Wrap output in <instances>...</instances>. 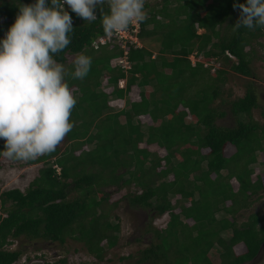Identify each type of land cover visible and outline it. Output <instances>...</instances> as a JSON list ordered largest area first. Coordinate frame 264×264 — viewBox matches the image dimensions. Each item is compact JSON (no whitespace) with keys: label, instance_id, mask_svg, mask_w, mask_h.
I'll list each match as a JSON object with an SVG mask.
<instances>
[{"label":"trees","instance_id":"obj_1","mask_svg":"<svg viewBox=\"0 0 264 264\" xmlns=\"http://www.w3.org/2000/svg\"><path fill=\"white\" fill-rule=\"evenodd\" d=\"M32 2L0 0V38L20 6ZM234 3L146 0L147 19L138 31L134 24L128 28L137 41L113 37L106 43L97 42L110 35L102 28L99 9L98 19L87 22L65 5L74 32L56 59L71 70L75 56L86 54L92 58L91 71L83 80L66 76L77 104L67 135L72 144L64 153L57 148L32 160L0 154V172L20 163L43 164L26 190L0 194V264L21 260L24 249L10 247L23 237L79 241L104 261V244L114 246L120 230L109 212L119 201L111 202L112 194L101 188L106 184L130 187L124 198L134 208L170 216L156 230L158 250L148 249L146 258L161 250L166 264H243L258 254L264 213L238 219L264 191V172L257 175L252 167L261 155L264 169V122L254 115L261 106L259 90L251 82L244 96L226 99L225 94H233L228 87L232 71L256 76L253 62L256 47L264 45V28L235 29L239 11ZM217 62L222 68H215ZM112 98L127 100V107L114 110ZM230 112L238 124L220 125ZM228 146L235 150L230 156Z\"/></svg>","mask_w":264,"mask_h":264},{"label":"clouds","instance_id":"obj_2","mask_svg":"<svg viewBox=\"0 0 264 264\" xmlns=\"http://www.w3.org/2000/svg\"><path fill=\"white\" fill-rule=\"evenodd\" d=\"M146 0H33L22 4L14 23L0 38V154L14 160H32L56 151L72 131L77 98L66 76L85 79L92 58L78 54L72 69L56 56L71 43L73 17L94 22L103 15L105 33L127 30L147 19ZM107 6V12L104 6ZM239 11L235 29L264 28V0H235ZM129 40V39H126ZM229 52V51H228ZM125 80L121 81L124 87ZM60 168V167H59Z\"/></svg>","mask_w":264,"mask_h":264},{"label":"rangeland","instance_id":"obj_3","mask_svg":"<svg viewBox=\"0 0 264 264\" xmlns=\"http://www.w3.org/2000/svg\"><path fill=\"white\" fill-rule=\"evenodd\" d=\"M159 2V0H156ZM161 2V1H160ZM125 35L127 34L126 31ZM200 33L205 32V29H201ZM133 38L129 34H127L126 39ZM261 42L264 44V37L261 38ZM250 49V48H248ZM257 55L253 62V68L255 71V77H245L241 74H237L235 72H231L229 75V83L228 87L232 88V95L225 94L226 99H234L238 96H244L247 88L246 85L248 83L253 82L254 86L258 88L260 95V108L255 110V118L260 122H264L263 119V111H264V45H258L256 47ZM192 61L196 62V57L191 56ZM213 65L212 63H208V65ZM215 68H222V63L217 62L214 63ZM216 69H214L215 71ZM135 96V95H134ZM133 96V97H134ZM232 96V97H231ZM127 100H116L111 99V103L114 107V110H121L127 107ZM221 103V100L218 102ZM220 125H230L236 126L238 122L232 115V113H228V115L218 122ZM72 144V141L66 136L63 141L58 145L57 148L60 150V154L64 153L69 146ZM233 147L227 148V155L230 156L234 153ZM165 154V151L163 152ZM262 156L260 155V159L257 163L252 165V167L258 173L264 172L263 166L261 165ZM43 167V164H18L16 168H10L7 170H3L0 172V194L2 191L7 189H12L19 187L22 190H26L28 185L35 179L36 176L39 175L40 169ZM126 168L119 169L118 173L124 172ZM257 176H255L256 178ZM234 182V187L237 189L239 184L236 180ZM102 190L109 192L112 194L111 202L119 201V204L114 208L110 209L111 213V221L114 224L120 225L119 232L116 233L118 240L115 246L112 247L111 250L107 251L106 257H110L114 264H119V258L124 254H129L130 252H136L141 248H144L146 245H149V241L152 240V236L156 243L159 242L157 239L156 230L159 228L162 229L167 225V222L170 220V216L160 215L155 210L151 209H142V208H134L128 199L124 198V195L131 191V188H124L121 190L119 186L116 184H106L103 185ZM76 192L72 193V197L76 196ZM263 195L261 199L254 202L253 206L250 210L243 211L240 213L239 222L245 221L248 219L252 212L261 211L264 213V191L261 192ZM174 199V198H173ZM172 199V200H173ZM1 212V211H0ZM167 215V216H166ZM223 216V213L219 214V218ZM154 234V235H153ZM226 237H229V233H225ZM140 237H143L140 240ZM105 248H110V246L105 243ZM12 250L24 249V254L20 261L16 264H32L31 260H35L37 257L41 258L39 260H46V262H50V264H60L61 257L59 255H54V252L66 251L65 260L70 262V264H83V263H96L99 261L95 260L94 254H91L84 243L69 239L65 244H58L57 242L54 244L46 245L43 240H30L25 237L15 241L11 247ZM214 258H219L218 255L213 256ZM100 264V263H99Z\"/></svg>","mask_w":264,"mask_h":264},{"label":"flooded vegetation","instance_id":"obj_4","mask_svg":"<svg viewBox=\"0 0 264 264\" xmlns=\"http://www.w3.org/2000/svg\"><path fill=\"white\" fill-rule=\"evenodd\" d=\"M155 233L157 235V232H155ZM154 237L155 236H152V240L149 241V243H148L149 245H146L144 248H141L140 250H137L136 252H130L129 254H125V255L123 254L119 258L120 259L119 260L120 261L119 264H166V263H168V261L164 257L165 255L162 253L161 250H159L158 253L154 254L152 257L146 258L145 254H146L148 249L153 248L155 251L158 250V248H157L158 246H156V245H158L160 243V239H159V236L157 235V239H159V242L156 243L155 240H154ZM142 239H143V237H140V240H142ZM44 242L46 243V245L56 243L54 241H44ZM57 243L60 244L59 242H57ZM112 247L106 248V252H105L106 254L105 255H107V253H108L107 251L111 250ZM63 252L64 251H62V253L61 252H57V251L54 252V255H59L61 257L60 264L64 263L63 260H65V258L67 256L66 255V251H65V253H63ZM94 257H95V255H94ZM169 258H171V257H169ZM39 259H41V258L37 257L34 261L31 260L32 261L31 263L32 264H46V263H50L49 261L46 262V260H43V259L39 260ZM95 260L99 261V262L92 263V264H99V263L100 264H114L112 262V259L110 257H108V256L105 258L104 261L98 260L96 257H95ZM171 261H174L173 257L171 258ZM24 263L27 264L26 261ZM67 263L70 264L69 261ZM83 264H88V263H83ZM262 264H264V263H262Z\"/></svg>","mask_w":264,"mask_h":264},{"label":"built area","instance_id":"obj_5","mask_svg":"<svg viewBox=\"0 0 264 264\" xmlns=\"http://www.w3.org/2000/svg\"><path fill=\"white\" fill-rule=\"evenodd\" d=\"M134 25L136 26V31H138L139 30V23H134ZM124 31H126V33L127 34H129L130 36H132L131 35V33H130V31L127 29V30H124ZM124 31H121V32H119V33H113V34H110L109 36H107V37H102V38H100L97 42H100V43H106L107 41H111V39L113 38V37H118L119 39H122L124 42L126 41L125 40V37H127V34L125 35V32ZM133 38H131L130 40H133V41H137V39L134 37V36H132ZM228 54L231 56V57H233V58H235L230 52H228ZM121 63H124V64H126V67H130V65H127L128 64V62H126L125 60H122V62ZM55 167H58L57 165L55 166ZM58 170H59V172L61 171V169L58 167Z\"/></svg>","mask_w":264,"mask_h":264},{"label":"water","instance_id":"obj_6","mask_svg":"<svg viewBox=\"0 0 264 264\" xmlns=\"http://www.w3.org/2000/svg\"><path fill=\"white\" fill-rule=\"evenodd\" d=\"M264 263V243L261 246L258 254L251 260L244 262L243 264H262Z\"/></svg>","mask_w":264,"mask_h":264}]
</instances>
